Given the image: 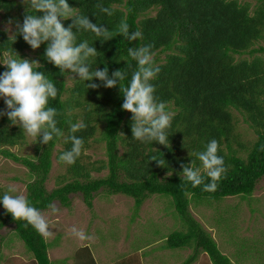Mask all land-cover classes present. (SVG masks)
I'll return each instance as SVG.
<instances>
[{
	"label": "trees",
	"instance_id": "trees-1",
	"mask_svg": "<svg viewBox=\"0 0 264 264\" xmlns=\"http://www.w3.org/2000/svg\"><path fill=\"white\" fill-rule=\"evenodd\" d=\"M255 1L252 5L239 0H68L75 14L113 32L111 39L104 40L82 27L72 28L77 45L87 40L97 50V56L85 62L90 71L107 68L112 78L113 72L122 70L127 73L124 81L127 85L137 68L127 49L154 45L153 60L160 72L151 83L157 100L167 105L166 111L173 112L171 127L167 130V145L133 139V114L121 107L124 97L119 82L116 87L107 88L99 79L80 80L79 74L70 69L62 73L45 58L47 42L42 44L35 49L39 62L35 70L44 72L58 89L57 98L50 99L48 106L57 109V126L64 136L41 144V133L35 139L34 155L18 156L10 149L25 144L26 135L7 116L0 117V156L28 170L32 179L26 185V198L30 204L40 211L49 209L54 201L68 207L69 196L80 194L91 208L94 195L103 191L133 199L137 213L148 197L160 195L169 201L173 217L184 230L169 234L162 249H190L191 254L181 264H194L201 253L207 255L210 264H232L212 236L191 216L189 207L192 203H218L231 197L247 199L264 178V56L238 59L243 55L264 54V45L253 47L264 39V0ZM107 7L114 9L111 16L101 11ZM18 11H21L18 1L0 0L2 22L11 19L22 23L26 9ZM125 17L129 32L139 30L143 39L129 41L117 32ZM61 22L67 28L73 25L74 18ZM16 31L14 28L9 35L0 29V59L25 58V53L33 50L21 35H15ZM6 70L0 66V73ZM69 74H75L70 87L66 84ZM92 83L100 87L87 88ZM5 108L0 99V110ZM232 111L242 116L255 135L249 147L237 132ZM68 121L86 125L75 133L84 145L73 165L59 160L72 147L70 141L66 142L71 135ZM212 139L219 142L218 155L223 157L227 172L216 191L205 192L203 185L193 188L182 181L181 164L190 165L194 161L201 167L196 153L203 151ZM92 143L104 144L106 160L89 161L85 152ZM57 146L61 149L55 152ZM151 156L163 158L165 166L150 162ZM53 158L65 167L67 176L63 177L64 183L48 192L45 183ZM95 172L106 174L93 179L91 174ZM25 224L14 220L5 209L0 212V230L12 225L14 237L24 244L33 263L51 264L48 252L59 239L47 242L31 225ZM71 260L73 264H96L87 250H77Z\"/></svg>",
	"mask_w": 264,
	"mask_h": 264
},
{
	"label": "rangeland",
	"instance_id": "rangeland-1",
	"mask_svg": "<svg viewBox=\"0 0 264 264\" xmlns=\"http://www.w3.org/2000/svg\"><path fill=\"white\" fill-rule=\"evenodd\" d=\"M16 1L21 6V11L18 12L25 11L26 5L22 0ZM239 2H250L252 5L256 3L255 0ZM5 27L9 29L7 31L9 35L15 28L14 24L2 22L0 17V29L4 30ZM263 45L264 39L256 42L253 47ZM25 54V58L37 61L35 50ZM255 56L264 54L243 55L237 58L250 60ZM5 58L6 56L1 57L0 62ZM73 77L75 74L66 77L68 87L72 86ZM169 112L173 113L171 110ZM232 113L236 120L237 132L242 142L249 147L255 140V135L240 114L236 111ZM35 139L26 136L25 144L10 151L18 156H33ZM60 149L61 147L57 146L55 152ZM85 154L89 156V161L106 160L102 143H92ZM105 174L106 172H95L91 175L93 179H98ZM65 175V167L53 158L52 169L45 183L46 190L51 192L59 187L64 183ZM31 179L25 167L0 156L2 194L12 185L26 196V185ZM69 198L68 207L62 206L58 201L53 202L58 208L56 213L50 208L41 211L51 225L49 228L51 235L43 237L47 242L59 239L48 252L51 264H63L61 263L63 260L64 264H73L71 257L77 250L89 251L96 264H181L191 254L190 249L161 248L169 234L184 231L181 230L182 226L180 229L179 220L173 217L169 201L163 196L148 197L137 213L133 199L125 195H108L99 191L94 195L91 208L86 206L80 194H71ZM3 209L0 203V212ZM189 212L212 236L220 252L225 254L232 264H264V178L257 182L253 194L247 199L231 197L218 203H192ZM73 227L82 230L90 239H79L74 236L71 233ZM0 264H34L24 244L14 237L12 225L0 230ZM194 264H210V261L206 254L201 253Z\"/></svg>",
	"mask_w": 264,
	"mask_h": 264
},
{
	"label": "clouds",
	"instance_id": "clouds-1",
	"mask_svg": "<svg viewBox=\"0 0 264 264\" xmlns=\"http://www.w3.org/2000/svg\"><path fill=\"white\" fill-rule=\"evenodd\" d=\"M22 3L26 5L23 22L11 19L7 22L8 25L15 24L17 30L15 35H21L33 50L47 42L45 58L62 73L70 69L73 73L79 74L80 80L99 79L107 88H114L119 82L124 97L121 107L133 114L131 124L133 139L144 143L158 142L167 145V130L171 127L172 114L166 111L167 105L164 102L157 100L155 87L151 83L160 72L159 66L153 60V44L127 49L128 56L136 62L137 68L133 71L129 83L125 85L127 73L122 70L113 72L112 78H109L107 68L90 71L89 67L85 66L86 61L97 56V50L89 46L87 40L77 45L72 28L82 27L104 40L111 39L113 32L91 23L84 15L75 14L68 0H22ZM101 11L111 16L114 9L107 7ZM71 18H74V23L66 28L61 21ZM4 30L9 29L5 27ZM117 32L129 41L143 39L139 30L129 32L126 17L120 21ZM0 64L7 69L0 73V99H3L6 105L5 109L0 110V117L7 116L11 124L18 125L26 136L38 140L42 133V140H39L41 144H49L54 137H63L64 133L57 126V109L48 106L50 99L57 98L58 89L44 72L35 70L39 62L27 58L6 57ZM99 87L100 85L95 83L87 84V88ZM68 125L71 135L66 138V142L70 141L72 147L64 151L59 160L67 165H73L82 154L84 145L83 139L75 133L86 125L71 121H68ZM219 147V142L212 139L205 145L203 151L196 153L201 167H197L194 161L190 165L182 163L183 171L180 173L182 181L189 182L193 188L203 185L202 190L205 192L216 191L218 182L227 172L223 157L218 155ZM151 161H156L158 166H165L163 158L151 156ZM0 203L14 220L25 221V227L31 225L44 237L51 235L49 220L44 213L30 204L17 187L10 185L0 196ZM49 208L53 213L58 212L54 203H50ZM71 233L79 239H90L76 227L71 229Z\"/></svg>",
	"mask_w": 264,
	"mask_h": 264
},
{
	"label": "crops",
	"instance_id": "crops-1",
	"mask_svg": "<svg viewBox=\"0 0 264 264\" xmlns=\"http://www.w3.org/2000/svg\"><path fill=\"white\" fill-rule=\"evenodd\" d=\"M225 255V254H224Z\"/></svg>",
	"mask_w": 264,
	"mask_h": 264
}]
</instances>
